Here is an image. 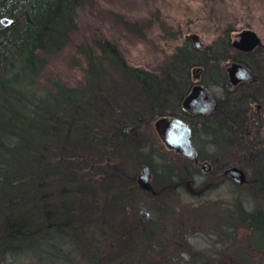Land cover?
<instances>
[{
	"label": "trees",
	"instance_id": "16d2710c",
	"mask_svg": "<svg viewBox=\"0 0 264 264\" xmlns=\"http://www.w3.org/2000/svg\"><path fill=\"white\" fill-rule=\"evenodd\" d=\"M88 1L0 0V18L12 19L9 26L0 25V264H78V259L86 264H210L201 252L191 251L183 235V242L164 240L155 212L142 220L135 209V225L125 216L131 202L126 183L143 193L136 186L137 165L134 173L125 174L127 159L136 157L152 171L154 154L147 157L145 146L137 149L128 140L135 131L124 136L120 124L137 128L145 118L161 116L191 123L199 159L212 164L206 177L228 181L221 171L232 164L248 171L244 185L232 186L251 188L249 195L259 201L253 204L239 194L216 206L207 232L221 239V253L229 252L233 264H264V157L247 136L254 124L251 105L264 104V50L240 53L228 31L204 50L186 38L169 65L152 73L128 65L116 46L99 40L96 52L84 53L82 86L54 83L52 92L37 90L48 62L72 41L77 12ZM228 60L244 63L254 78L228 91ZM195 67L201 68L199 83L219 89L222 96L213 113L189 117L180 103L193 85L190 70ZM115 108L121 109L118 114ZM108 147L111 162L106 161ZM165 154L158 163L161 178L154 170L156 195L173 186L181 189L193 169L179 155L184 163L174 165L173 152ZM90 169L98 177L95 184ZM203 207L189 211V217L203 213ZM170 213L166 208L158 215ZM240 229L243 241L235 248ZM101 233L105 238L99 247L95 236ZM247 251L260 258L251 262ZM184 254L189 259L182 260Z\"/></svg>",
	"mask_w": 264,
	"mask_h": 264
},
{
	"label": "rangeland",
	"instance_id": "374dc122",
	"mask_svg": "<svg viewBox=\"0 0 264 264\" xmlns=\"http://www.w3.org/2000/svg\"><path fill=\"white\" fill-rule=\"evenodd\" d=\"M246 29L252 30L258 35L263 45L261 50H264V4L261 0H89L77 12V30L72 41L48 62L38 79L36 89L52 92L54 83H61L72 88L82 86L85 82L84 71L87 68L84 53L96 52L95 43L99 40H106L116 46L128 65L152 73H159L162 68L169 65L175 47L181 45L186 36L197 35L200 42L208 47L217 37L227 31L230 34V40H232L235 39L236 33ZM231 62L228 60L226 65L228 66ZM190 78L194 81L193 69L190 70ZM213 91L218 98H221L219 89H213ZM122 101L128 110L132 109L129 102L120 99V102ZM251 108L249 117L254 124L253 126L251 124L250 134L247 136L258 144L262 150L260 153L264 157V104L254 103ZM119 109L115 108L114 113L118 114L121 110ZM156 118L151 120L145 118L146 120L137 128L127 123H121L119 127L129 125L131 129L122 134L127 137L135 134V137L128 140L134 141L138 146L137 149L145 146L146 148L142 151L147 153V157L154 154L151 171L153 187L154 170L157 172L155 177L161 178L159 177V158L166 155V149L154 130L153 123ZM133 131L135 133L130 135ZM107 150L106 161L111 162L110 147ZM173 154L175 156L172 158L174 165L184 163L182 158ZM103 159V162L106 163L105 158ZM139 161L136 157L128 158L124 169L125 174L134 173L135 165H137L135 173L137 177L142 166V164L139 165ZM232 165L240 167L237 164ZM85 170L88 171V169ZM86 172L84 171V173ZM248 175L247 171V179ZM94 176L90 169L89 177H91L92 184L98 180V177ZM184 180L185 183L181 189L173 186L165 192L158 190L160 192L158 195H156L157 192L149 194L143 190V193L137 190L134 192L129 189L133 187L126 183L127 188L124 191L131 199V202L127 201L126 219L132 220L130 224L135 225L133 217L135 209H137V215L142 209L151 213L152 216L155 212V216L158 217L159 222L161 221L159 224L164 228L162 229L164 240L170 241L179 237V240L183 242L185 237L191 251L193 253L194 251L201 252L206 260L205 263L230 264L232 260H228L229 252L221 253L222 248L220 250L219 245V242H222L221 239L209 235L207 232V227L214 223L210 219L218 211L216 206L228 204L232 198L239 194H242L243 199H249L253 204L259 200L256 197L253 200L249 195L252 193L251 188L236 189L233 188L234 185L230 181L221 182L216 178L193 177L189 174ZM157 184L158 187L163 186L162 182ZM199 206H204L202 209L205 213L201 212L198 214L199 216L189 217V211L193 213V210ZM166 208L172 213L167 217H160L158 213H162ZM237 232L235 248L240 241H243L244 231L240 229ZM101 235L102 233L100 236L99 234L95 236L99 247L102 246V239L105 236L109 239L111 234L106 230L105 236ZM234 252L235 254L232 253L233 259L238 262L237 251L234 250ZM247 253L250 255L251 262L260 258L257 253L249 251ZM150 254L154 257V244L150 249ZM188 257L189 255L184 254L182 260L189 259ZM78 261V264H86L81 259ZM160 263L162 262L160 261Z\"/></svg>",
	"mask_w": 264,
	"mask_h": 264
},
{
	"label": "water",
	"instance_id": "95a60500",
	"mask_svg": "<svg viewBox=\"0 0 264 264\" xmlns=\"http://www.w3.org/2000/svg\"><path fill=\"white\" fill-rule=\"evenodd\" d=\"M12 23V19L8 17H1L0 24L3 27L9 26ZM193 44L197 48H203L197 35L190 36ZM260 44V39L253 31H243L240 33V39L233 42V45L241 51H251ZM199 76V70L195 71L194 77ZM252 78V74L241 64L234 63L228 68V83L227 88L233 90L239 82L248 81ZM216 107V98L214 94L203 85H195L190 94L181 103V109L190 115L194 114H210ZM163 126L162 129L167 131H161L158 126ZM160 140L165 147L170 150H174L176 153L183 157L194 159L196 157V149L191 142V128L186 121L178 117H162L154 123ZM129 129L128 126L123 128L126 132ZM210 169L208 162L201 164V170L206 173ZM224 176L229 177L237 185L246 183V173L237 166H232L224 170ZM150 171L148 166L141 168V173L137 176L138 186L148 192H153L151 185ZM139 215L142 219H147L149 214L145 210H140Z\"/></svg>",
	"mask_w": 264,
	"mask_h": 264
},
{
	"label": "flooded vegetation",
	"instance_id": "af4514ba",
	"mask_svg": "<svg viewBox=\"0 0 264 264\" xmlns=\"http://www.w3.org/2000/svg\"><path fill=\"white\" fill-rule=\"evenodd\" d=\"M243 31H249L248 29H246V30H242V31H240V32H238V33H236V36H235V39H232V41H231V46L232 47H234L235 48V46L233 45V42H235V41H238L239 39H240V33L241 32H243ZM263 48V45H262V43H261V41H260V45L259 46H257L256 48H254L252 51H250V52H240V53H245V54H250L251 52H254L255 50H261ZM238 49V48H237ZM239 51V50H238ZM238 61H234V63H237ZM239 63H241V62H239ZM243 66H245L248 70H250L251 72H252V74H254L253 73V71L249 68V67H247L244 63H241ZM200 73H201V71H200ZM242 83V82H241ZM238 85H240V83L238 84ZM237 85V86H238ZM190 91V90H189ZM185 114L187 115V116H189V117H195V116H198V114H194V115H190V114H188V113H186L185 112ZM188 122V121H187ZM188 124H189V126L191 127V123H189L188 122ZM163 128V126L161 125V126H158V129L159 130H161V131H167L166 130V128H165V130L164 129H162ZM191 141H192V144L194 145V147H195V149H196V157L194 158V159H188V158H183V159H185V161H186V163H187V165H190L189 167H191V168H193V170L192 171H189L190 173H188L189 175H191V176H199V177H205L207 174H209V173H211V171H212V165L210 164V171L209 172H207V173H203L202 172V170H201V164L203 163V162H207L206 160H200L199 159V152H198V149H197V147H196V145H195V143H194V141H193V129H192V127H191ZM222 173H223V170L221 171V175H222Z\"/></svg>",
	"mask_w": 264,
	"mask_h": 264
},
{
	"label": "bare ground",
	"instance_id": "6f19581e",
	"mask_svg": "<svg viewBox=\"0 0 264 264\" xmlns=\"http://www.w3.org/2000/svg\"><path fill=\"white\" fill-rule=\"evenodd\" d=\"M1 26H2V25H1ZM226 84H227V82H226ZM226 84H225V85H226ZM161 117H162V116H161ZM161 117H159V118L155 119V120H154V122H156V121H157L158 119H160Z\"/></svg>",
	"mask_w": 264,
	"mask_h": 264
}]
</instances>
